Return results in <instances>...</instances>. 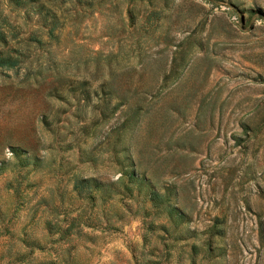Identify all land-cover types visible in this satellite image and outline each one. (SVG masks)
Listing matches in <instances>:
<instances>
[{"label": "rangeland", "instance_id": "374dc122", "mask_svg": "<svg viewBox=\"0 0 264 264\" xmlns=\"http://www.w3.org/2000/svg\"><path fill=\"white\" fill-rule=\"evenodd\" d=\"M51 6L0 0V264H264V0Z\"/></svg>", "mask_w": 264, "mask_h": 264}, {"label": "trees", "instance_id": "16d2710c", "mask_svg": "<svg viewBox=\"0 0 264 264\" xmlns=\"http://www.w3.org/2000/svg\"><path fill=\"white\" fill-rule=\"evenodd\" d=\"M9 3L22 7L24 14L29 17L31 13L37 15V20L40 26L46 28V34L53 37V29L59 24L58 14L51 5L57 0H7ZM64 1V0H60ZM76 3H82L90 6L94 0H73ZM96 1V0H95ZM18 29L8 21L5 14L0 12V66L12 67L17 64L23 57L28 54V50L20 47L22 38L18 35ZM35 40L41 43V39L33 33H28L25 41ZM89 185L99 186V182L91 177H83L76 181L75 186L88 187ZM149 199L154 202V205L162 201V194L155 190L149 191ZM167 216L176 220L181 216V213L174 210L172 207L167 210ZM173 219V218H172Z\"/></svg>", "mask_w": 264, "mask_h": 264}]
</instances>
